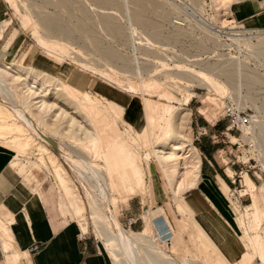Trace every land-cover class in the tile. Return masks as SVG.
<instances>
[{
  "label": "rangeland",
  "instance_id": "374dc122",
  "mask_svg": "<svg viewBox=\"0 0 264 264\" xmlns=\"http://www.w3.org/2000/svg\"><path fill=\"white\" fill-rule=\"evenodd\" d=\"M243 1L258 2L264 15V0H0L7 20L0 25V87L12 89L15 107L40 119L46 132V141L28 128L22 127L20 133L17 127L23 123L13 117V97L8 96L9 109L0 104V150L11 152L12 160L18 156L26 167L20 175L22 185L42 188L54 216L75 225L78 220L83 229L87 223V234L114 264L117 252L107 243L115 227L108 217L113 216L138 240L132 250L137 264H252L255 257L264 262V252L257 253L254 243L264 233V193L259 194L264 188V40L238 37L243 25L235 21L231 5ZM12 21L9 36L12 32L13 36L6 42L2 39ZM72 74L87 81L80 89L86 95L68 87ZM16 75L36 81L33 98ZM93 83L104 96L112 97L102 100ZM40 100L48 109L37 108L34 101ZM192 104L197 108L191 115ZM138 105L143 115L137 113ZM227 106L255 114L259 123L253 137L235 129L215 138L229 146L222 164L234 188L225 183L223 187L241 232L235 254L227 253L198 222L181 195L186 190L172 195L166 180L174 190L178 182L192 177L193 156L188 157L185 145L192 147V123L203 116L199 109L205 108L201 111L210 120L215 118L213 122L227 121L229 127L223 118ZM106 133L115 139H107ZM173 142L180 150L171 148ZM125 159L133 167L126 180L117 176ZM22 164L17 163L16 169ZM174 170L178 171L175 180ZM53 174L71 216L63 217L59 209V186ZM112 194L116 201L107 200ZM89 195L102 209L101 229L93 221ZM77 196L86 209L81 219L71 207ZM132 200L147 207L141 233L133 234L128 226L129 220L137 223V219L125 218ZM163 206L165 212H153ZM149 214L154 225L163 217L168 221L176 234L170 247L152 246L154 225ZM255 264L263 263L256 259Z\"/></svg>",
  "mask_w": 264,
  "mask_h": 264
},
{
  "label": "crops",
  "instance_id": "0c3cea01",
  "mask_svg": "<svg viewBox=\"0 0 264 264\" xmlns=\"http://www.w3.org/2000/svg\"><path fill=\"white\" fill-rule=\"evenodd\" d=\"M257 3L255 1L233 3L231 12L235 21L248 28H264L263 10L262 8L259 10ZM5 15L6 11L2 9L0 3V25L7 21L3 20ZM12 25L13 21L6 29L2 40L7 39L6 42H8L11 39L13 32L9 36V31ZM16 41L17 36L8 50L13 48ZM36 69L43 73H50L39 68ZM82 80L79 77H73L70 83H67L81 89V84L87 82ZM93 85H95L98 93L105 94L98 84L93 83ZM106 96L112 97L109 93ZM191 100L189 103H191ZM195 108H197L196 105L192 104L191 110H187H190L192 115V111ZM201 109L205 108L199 109V113L203 115L202 118H196L192 123V147L185 145L188 148L187 153L191 150L196 155V159L199 156L200 162L196 160L198 163V177L193 187L188 185V183H191L189 178L188 182H186L187 184L178 182L174 190L177 189V192L179 190V194L181 190H186L181 195L184 194V201L191 210L193 209L198 222L214 236L215 240L223 246L227 253L235 254L238 250L237 243H241V236H239L241 232L233 215L230 200L226 196L223 187V183H225L230 190L234 188V181L227 174L222 164V154L229 146L225 145V140L215 139L218 135L226 134L228 122H213L215 118L210 120L201 112ZM138 112L143 115L140 105L137 108ZM134 115L133 118H135ZM232 138L235 139L234 137ZM12 157L13 154L11 152L0 150V264H114L110 254L106 250L103 251L99 243L87 234L89 233L87 223L86 229H83L78 220L75 221L71 218L77 223L75 225L71 222L69 223V220L63 221L54 216L45 202V193L42 188L22 185L24 181L21 180L20 175L24 176L26 167L20 162L18 156H15L13 160ZM17 163L22 165L16 169ZM149 175L151 177L150 182L154 185L155 180L152 176V168ZM27 180L29 179L27 178ZM166 180L171 194L174 195V190L171 189L169 180L167 178ZM56 181L60 194L59 209L63 217L71 216L70 209H67L68 206H63V194L57 179ZM179 183L184 184L183 187H181L182 184L179 186ZM185 185L189 188H184ZM263 191L264 188L259 191V194H263ZM128 203L125 218L137 219L138 222L133 226L134 232L132 233H141L146 228V223L142 222L141 218L144 209L147 207L144 202H133L132 200L131 202L128 201ZM260 208L263 209L262 207ZM139 209L141 210L140 212ZM176 209L178 211V206ZM161 210H164V206L152 211L156 213ZM149 215L153 220V216ZM124 222H126V219ZM160 222H165L166 229L172 234L173 229H170L171 226L164 217ZM260 234L261 236L258 235L262 242L263 250L257 248L258 246H255V249L262 256L264 252V233L260 232ZM7 248L10 250H7ZM256 259L264 264L259 257H255L252 264H255Z\"/></svg>",
  "mask_w": 264,
  "mask_h": 264
},
{
  "label": "bare ground",
  "instance_id": "6f19581e",
  "mask_svg": "<svg viewBox=\"0 0 264 264\" xmlns=\"http://www.w3.org/2000/svg\"><path fill=\"white\" fill-rule=\"evenodd\" d=\"M141 20H143V19H141ZM245 29H252V28H248V27H246ZM238 36H239V34H238ZM263 75H264V73H263ZM31 77V76H30ZM14 78L15 79H18V80H20V82H21V84H22V86L23 87H25L26 89H27V92L28 91H30L29 92V95H30V97L31 98H33L35 95H36V92L34 91V89H35V86H32V84L33 85H35L36 84V81L33 79L32 81H33V83L32 82H30V80H29V75H25L24 77H22V76H18L17 77V75L16 76H14ZM67 86V85H66ZM68 87L70 88V89H72V90H74V91H76V92H78V94H85L86 95V93L85 92H83L82 90H80V89H78V88H76V87H74V86H72V85H68ZM10 90H12V89H10ZM9 90V92H8V90H4L3 89V87L1 86L0 87V98H3V100H4V102H1V100L2 99H0V104H1V106H3L4 108H8V106H7V102H5L6 101V99L8 100L9 99V97L8 96H10V98L11 97H13V99H12V102L14 103L13 105H14V107H12V113H13V117H15V119H17V120H20L21 121V124L23 123V125H18V129H19V132L21 133V130L20 129H22V127H24V128H28V129H30L31 131H32V133L33 134H35L38 138H40L41 140H43V141H46V137L44 136V133L46 134V132H45V130L43 129V124H42V122H41V120L40 119H37V118H33L34 116L33 115H30V114H32V113H28V110H26V109H22V108H19V107H15V103H16V96L14 95V94H12L11 95V93L13 92H11ZM105 93V92H104ZM77 94V93H76ZM103 95V94H102ZM89 95L87 94V96H85L86 97V100L88 101L89 99L87 98ZM106 98H108L107 96H101V99L102 100H106ZM14 100V101H13ZM36 100V99H35ZM96 100H99V99H96ZM90 101V104L89 105H91V107H93V108H95V106H96V102L95 101H92V99L91 100H89ZM89 101H88V103H89ZM151 102V101H150ZM149 102V103H150ZM34 103H35V105L37 106V108H39V109H48V105H47V103H45L43 100H40V101H37V102H35L34 101ZM146 103V102H145ZM110 106V105H109ZM153 106H154V104H153ZM10 107V106H9ZM111 107V106H110ZM109 107V108H110ZM149 107V106H148ZM90 108V107H89ZM150 108H152V107H150ZM149 108V109H150ZM163 108V107H162ZM9 109V108H8ZM113 109V108H112ZM148 108H147V110H149ZM207 109V108H206ZM237 109V108H236ZM238 110V109H237ZM155 111H158L157 109H155ZM240 111V110H239ZM112 112H114V111H112ZM153 112H154V110H153ZM202 113H204V114H206V112L205 111H201ZM116 113V112H115ZM117 115V114H116ZM152 115V114H151ZM167 115V114H166ZM6 116V115H5ZM165 116V115H164ZM151 118V117H150ZM162 118V117H161ZM3 119V118H2ZM4 119H6V117H4ZM8 119V118H7ZM124 123V122H123ZM125 124H127L126 122H125ZM17 125V124H16ZM6 126H8V123H7V125ZM9 127H11L10 126V124H9ZM3 128V127H2ZM2 128H0V129H2ZM4 128H5V126H4ZM8 128V127H7ZM105 128V127H104ZM108 128V127H107ZM23 130V129H22ZM15 131V130H14ZM25 132V131H24ZM17 133V132H16ZM15 133V134H16ZM19 133V134H20ZM18 134V135H19ZM108 134V135H107ZM247 134V133H246ZM106 138L107 139H109V140H114L115 139V137L113 136V135H111V134H109V133H106ZM27 137V136H26ZM18 139V138H17ZM28 139V138H27ZM116 139H118L117 137H116ZM170 146H171V148L173 149V150H180V147H178L174 142L173 143H171L170 144ZM49 151V150H48ZM45 152V151H44ZM49 153V152H48ZM61 153L63 154V153H65L62 149H61ZM67 153V152H66ZM65 153V154H66ZM112 154V153H111ZM64 155V154H63ZM113 155V154H112ZM157 155V154H156ZM188 157L189 158H191L192 156V159H193V165H192V177H190V179H191V183L189 184L188 183V185H189V187H193V185H195L194 183H195V180L197 179V177H198V174H197V171H198V163H197V159H196V155L193 153V151H189L188 152ZM53 156V155H52ZM65 156H67V158H69L70 160L74 157H72L70 154H66ZM158 156V155H157ZM111 157V156H110ZM167 158V157H166ZM74 159V158H73ZM111 159H112V157H111ZM113 159H114V157H113ZM112 159V160H113ZM163 159H165V156H164V158ZM46 160V159H45ZM44 160V161H45ZM75 160V159H74ZM115 160V159H114ZM114 160H113V162H114ZM52 161H53V159H52ZM76 161V160H75ZM74 161V162H75ZM78 161V160H77ZM175 162H177V160H175ZM54 163H55V160H54V162H53V165H54ZM50 164H52V163H50ZM48 165V164H47ZM57 165V164H56ZM52 167V166H51ZM57 167V166H56ZM56 167H55V171H56ZM60 168H62V167H60ZM121 170L122 171H119V173H118V177L119 178H122V179H124V180H126V179H130L131 178V172L133 171V167H132V165L131 164H129L128 162H127V159H125L124 160V162H123V165H121ZM63 169V168H62ZM61 169V170H62ZM54 170V169H53ZM63 171V170H62ZM57 172H58V170H57ZM65 172V171H64ZM58 175H59V172H58ZM62 175V174H61ZM60 175V176H61ZM64 175H65V173H64ZM178 177V171L177 170H174L173 171V175H172V179L174 180V179H176ZM138 179V178H137ZM64 180V179H63ZM132 180H133V184H135L134 183V179H133V177H132ZM66 181H67V179H66ZM64 182H65V180H64ZM69 182V181H68ZM188 182V181H187ZM132 184V183H131ZM178 184V183H177ZM180 184H182V183H179V186H180ZM184 184H187V183H184ZM184 184H182V186L181 187H183V185ZM252 184V183H251ZM68 185V184H67ZM253 185V184H252ZM117 187H118V185H117ZM188 186L187 185H185V187L184 188H187ZM188 187V188H189ZM121 188H122V186H121ZM129 188H131L130 186H129ZM178 188V187H177ZM101 189L104 191V192H106V190H105V188L104 187H102L101 186ZM179 189V188H178ZM113 190V189H112ZM117 190H119V187H118V189ZM130 190V189H129ZM177 190V189H176ZM176 190H174V195L175 196H177V195H179V190H178V192L176 191ZM100 191V190H99ZM119 192V191H118ZM134 193V192H133ZM135 194V193H134ZM90 196V195H89ZM133 196V195H132ZM101 197H102V199L104 200L105 198L103 197V195L101 194ZM74 198V197H73ZM101 199V198H100ZM109 199V201H116L115 200V198H114V195L112 194V196L111 197H108L107 198V200ZM69 200H71L70 198H69ZM89 200H90V205H91V209H92V214H93V216H92V218H93V221L95 222V224L97 225V227L99 228V229H101V227H102V225H103V213H102V209L99 207L100 205H98V203H97V201L93 198V197H89ZM102 200V201H103ZM106 200V201H107ZM72 201V200H71ZM109 201H107V202H109ZM104 203H105V201H103ZM113 203V202H112ZM182 204H184V203H182ZM71 207L73 208V213H76V216L79 218V219H81L82 217H83V215H84V212H85V207H84V205H83V202H82V200L77 196V197H75L74 198V202L73 203H71ZM71 208V209H72ZM188 214V213H187ZM112 215H113V213H112ZM116 215V214H115ZM97 220V221H95V220ZM108 221L110 222V224H111V227H113V224H114V226L115 227H113L114 229H113V232L111 233V231H110V237H108L107 238V243H108V246H109V249L111 250V251H113L114 250V252H117V254H116V257H117V260L115 261V263H119V264H137L136 262H135V260H134V258L132 257V250L135 248L134 246H135V244H137L138 243V240L136 239V238H134V237H132V236H129L126 232H125V230L119 225V222H118V220L116 219V217H112V219H109V217H108ZM148 221H149V223L151 224V223H153V220H152V218H151V216L149 217L148 216ZM97 222V223H96ZM198 223V222H197ZM199 224V223H198ZM109 225V224H108ZM153 225H154V223H153ZM199 227H200V224H199ZM201 228V227H200ZM162 228L158 225L157 226V224H155L154 225V232H153V235H152V238H151V244H152V246H155V247H157L158 248V245H161L162 247H164L165 245H168L169 247L173 244V241H174V238H175V236H176V234H174L173 235V233H172V237H171V239H170V242H168V244H167V242H165V238L166 237H168V236H164L163 235V232H162V230H161ZM202 230L204 231V229L202 228ZM202 234V233H201ZM171 235V234H170ZM169 235V236H170ZM202 236V235H201ZM202 237H204V236H202ZM203 239V238H202ZM256 240H255V246L257 247V248H259L260 250H263V245H262V242H261V240H260V237H259V235H257V237L255 238ZM206 240H208V239H206ZM203 243V242H202ZM205 243V242H204ZM207 245V244H206ZM208 245H209V243H208ZM136 246H138V245H136ZM220 246V245H219ZM168 247V248H169ZM159 250H161L160 249V247L158 248ZM208 249V248H207ZM7 250H10L9 248H7ZM208 250H210V249H208ZM213 250V249H212ZM222 251V250H221ZM220 253V252H219ZM226 257V256H225ZM229 259H227V261H228ZM157 262H159V261H157ZM170 264H175L174 262H170Z\"/></svg>",
  "mask_w": 264,
  "mask_h": 264
},
{
  "label": "built area",
  "instance_id": "2783aa9c",
  "mask_svg": "<svg viewBox=\"0 0 264 264\" xmlns=\"http://www.w3.org/2000/svg\"><path fill=\"white\" fill-rule=\"evenodd\" d=\"M239 30L240 34L238 37L247 38L251 41L264 40V28L245 29L244 26H242V28ZM223 118L229 121V127L227 128L228 131H234L236 129L240 130L241 132L244 131L245 134L247 133L246 135L253 137V133H256L259 130V123L255 114L239 111L234 106H227L224 109ZM135 224L136 220H129V229H131V227H133ZM158 225L162 228L161 230L163 235L168 236L165 238V242L168 244L172 237L171 232L166 229V225H164L162 222L158 223Z\"/></svg>",
  "mask_w": 264,
  "mask_h": 264
}]
</instances>
